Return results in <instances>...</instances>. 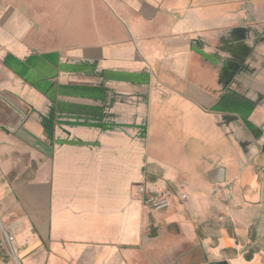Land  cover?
I'll return each mask as SVG.
<instances>
[{
    "label": "crops",
    "instance_id": "crops-1",
    "mask_svg": "<svg viewBox=\"0 0 264 264\" xmlns=\"http://www.w3.org/2000/svg\"><path fill=\"white\" fill-rule=\"evenodd\" d=\"M0 264H264V0H0Z\"/></svg>",
    "mask_w": 264,
    "mask_h": 264
},
{
    "label": "built area",
    "instance_id": "built-area-1",
    "mask_svg": "<svg viewBox=\"0 0 264 264\" xmlns=\"http://www.w3.org/2000/svg\"><path fill=\"white\" fill-rule=\"evenodd\" d=\"M140 192L145 193L144 187L140 188ZM172 195V191H165L159 198L149 197L145 202L150 208L160 210L169 206ZM186 197V195H182V199H186ZM10 240L12 241V238H10Z\"/></svg>",
    "mask_w": 264,
    "mask_h": 264
},
{
    "label": "rangeland",
    "instance_id": "rangeland-1",
    "mask_svg": "<svg viewBox=\"0 0 264 264\" xmlns=\"http://www.w3.org/2000/svg\"><path fill=\"white\" fill-rule=\"evenodd\" d=\"M31 2H32V0H22V3L24 4V6H25L26 8H29Z\"/></svg>",
    "mask_w": 264,
    "mask_h": 264
}]
</instances>
